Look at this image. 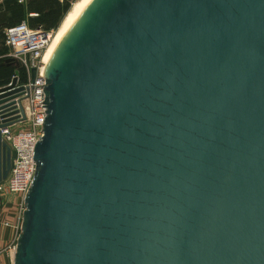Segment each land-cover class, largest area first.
Here are the masks:
<instances>
[{
	"label": "water",
	"instance_id": "1",
	"mask_svg": "<svg viewBox=\"0 0 264 264\" xmlns=\"http://www.w3.org/2000/svg\"><path fill=\"white\" fill-rule=\"evenodd\" d=\"M43 73L14 264H264V0H93Z\"/></svg>",
	"mask_w": 264,
	"mask_h": 264
},
{
	"label": "built area",
	"instance_id": "2",
	"mask_svg": "<svg viewBox=\"0 0 264 264\" xmlns=\"http://www.w3.org/2000/svg\"><path fill=\"white\" fill-rule=\"evenodd\" d=\"M22 1V0H20ZM62 1V0H60ZM33 15V14H31ZM53 30H45L41 26L31 28L27 21H22L4 30V42L9 48L6 58L12 57L19 61L24 69L25 81L18 85L29 89L28 95L19 103L15 99L17 113L5 117L11 124L0 129L2 140L15 152L12 165L6 179L0 182V223L11 228L14 232L12 239L0 250L6 254L7 261L0 264H14V256L17 248V238L21 230L22 214L25 209L24 197L28 192L36 171L33 150L37 141L43 135V124L46 116L44 105L45 76L42 70V57L50 41ZM37 68L34 82L30 81V70ZM27 101V104L24 101ZM20 106L25 117L22 118ZM11 194L19 196L15 210L9 208ZM8 213L13 214V222L6 220Z\"/></svg>",
	"mask_w": 264,
	"mask_h": 264
},
{
	"label": "trees",
	"instance_id": "3",
	"mask_svg": "<svg viewBox=\"0 0 264 264\" xmlns=\"http://www.w3.org/2000/svg\"><path fill=\"white\" fill-rule=\"evenodd\" d=\"M69 8L70 0H0V86L7 84L17 69L5 61L9 48L4 42V30L22 21L31 28L53 30ZM18 74L20 81L26 80L23 68H18Z\"/></svg>",
	"mask_w": 264,
	"mask_h": 264
},
{
	"label": "bare ground",
	"instance_id": "4",
	"mask_svg": "<svg viewBox=\"0 0 264 264\" xmlns=\"http://www.w3.org/2000/svg\"><path fill=\"white\" fill-rule=\"evenodd\" d=\"M93 2V0H76L72 3L69 11L64 16L61 24L59 25L56 33L50 38V41L44 51L42 57V70L47 69L48 65L53 60L57 50L62 44L63 40L68 36L72 28L76 25L80 17L83 15L85 10L89 7V5ZM27 104V101H24Z\"/></svg>",
	"mask_w": 264,
	"mask_h": 264
},
{
	"label": "crops",
	"instance_id": "5",
	"mask_svg": "<svg viewBox=\"0 0 264 264\" xmlns=\"http://www.w3.org/2000/svg\"><path fill=\"white\" fill-rule=\"evenodd\" d=\"M8 199L10 200L9 208L15 210L16 203L19 200V196L11 194ZM6 220H8L9 222H13V214L8 213L6 216ZM13 235L14 232L11 228L5 227L0 223V250H2L7 245V243L12 239ZM6 261V254L4 255V253H2V255L0 256V262L4 263Z\"/></svg>",
	"mask_w": 264,
	"mask_h": 264
},
{
	"label": "rangeland",
	"instance_id": "6",
	"mask_svg": "<svg viewBox=\"0 0 264 264\" xmlns=\"http://www.w3.org/2000/svg\"><path fill=\"white\" fill-rule=\"evenodd\" d=\"M74 1H76V0H70V7H71V5H72V3L74 2ZM70 9V8H69ZM69 11V10H68ZM67 13V12H66ZM64 16H65V14H64ZM64 16L62 17V19H61V21H60V23L58 24V26L57 27H55V28H53V31L56 33V30L58 29V27H59V25L61 24V22H62V20H63V18H64ZM54 33V34H55ZM53 34V35H54ZM53 37V36H52ZM46 52V51H45ZM44 55H45V53H44Z\"/></svg>",
	"mask_w": 264,
	"mask_h": 264
}]
</instances>
